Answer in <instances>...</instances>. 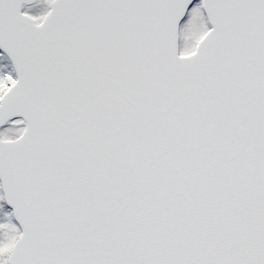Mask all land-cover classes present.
Listing matches in <instances>:
<instances>
[{
	"label": "snow or ice",
	"instance_id": "6c2138e0",
	"mask_svg": "<svg viewBox=\"0 0 264 264\" xmlns=\"http://www.w3.org/2000/svg\"><path fill=\"white\" fill-rule=\"evenodd\" d=\"M0 264H264V0H0Z\"/></svg>",
	"mask_w": 264,
	"mask_h": 264
}]
</instances>
